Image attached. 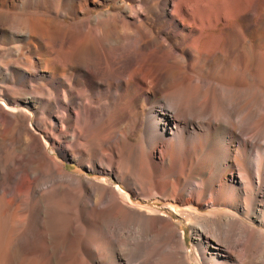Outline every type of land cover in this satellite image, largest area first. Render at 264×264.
Segmentation results:
<instances>
[{
	"label": "bare ground",
	"instance_id": "1",
	"mask_svg": "<svg viewBox=\"0 0 264 264\" xmlns=\"http://www.w3.org/2000/svg\"><path fill=\"white\" fill-rule=\"evenodd\" d=\"M0 264H264V0H0Z\"/></svg>",
	"mask_w": 264,
	"mask_h": 264
},
{
	"label": "rangeland",
	"instance_id": "2",
	"mask_svg": "<svg viewBox=\"0 0 264 264\" xmlns=\"http://www.w3.org/2000/svg\"><path fill=\"white\" fill-rule=\"evenodd\" d=\"M64 146H65V143L62 142L61 147H64ZM47 153H48V155L50 157H55L56 156V154H55L54 150L52 149V147H49L48 148ZM158 153H159V151L157 149H155V150L153 149L152 150L153 156H155V157L157 156L158 157ZM65 163H66V167H67L66 169H67V171L69 173H71L72 175L75 174L74 176L84 177V178H87L90 181H94V180L97 181V180H99L101 178L100 175L95 174V173H92V172H89V171H86V170L82 169L81 167H79L77 164H75L73 162H65ZM138 202L139 201H134V203H138ZM153 202H156V204L154 205V207H156L158 210L164 211V212H168V213L165 214L166 217H168V214H174L172 212V210L169 209L168 203H166L165 201H162V200H154ZM203 212L206 213L207 210H204ZM175 218H173L172 221H173V223L175 225H178V227L180 229V232L182 233L184 231V229L187 232V234H186V236H187V242H188L187 253H189V255L192 256L193 255L192 235H191L190 232H188L189 225L187 224V222L185 220L180 219V218H176V219Z\"/></svg>",
	"mask_w": 264,
	"mask_h": 264
}]
</instances>
